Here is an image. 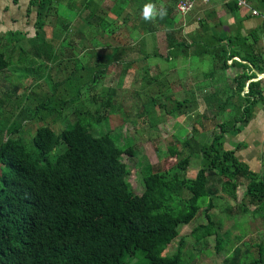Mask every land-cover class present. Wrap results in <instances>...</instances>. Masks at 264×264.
<instances>
[{
    "label": "trees",
    "instance_id": "16d2710c",
    "mask_svg": "<svg viewBox=\"0 0 264 264\" xmlns=\"http://www.w3.org/2000/svg\"><path fill=\"white\" fill-rule=\"evenodd\" d=\"M142 1L117 0L118 3L104 11L98 0H81L77 15L88 9L83 22L89 29L87 35V32L81 34L85 39L91 32L110 36L113 31L109 27L118 24V19L124 25L128 22L129 15L122 16V13L130 3L140 9L138 14L142 18ZM152 1L145 0V3ZM177 2L168 0L163 4L167 9L163 19H142L139 34L156 31L153 23H158L166 30V59H170L173 52L180 54L184 51V57L189 53V56L201 58L209 56L215 71L238 68L241 72L231 78L234 85L230 94L222 99L209 94L218 112L230 109L232 114L221 123L219 132L210 142L198 145L201 167L195 176L184 175L191 158L187 154L163 173L148 166L144 190L141 193L134 191L127 181L126 166L120 160L121 155L130 154L132 148L117 146L109 133H95L91 129L93 124H100L101 119L107 120L109 116L106 115H88L91 117L89 122L77 118L74 122L64 120L69 123L68 127L58 131L49 124H41L26 142L20 136L22 123L27 119H43L42 110L59 118L66 105L61 98L57 101L42 99L31 113L17 115L13 120L10 116H0V264H129L138 252L148 264H183L181 248L178 246L172 253H165L167 243L179 235L180 225L189 223L197 215L201 198H207L203 209L207 222L198 224L191 234L198 241L217 235L218 224L211 213L213 199L221 195L235 198L242 179L246 180V185L240 203L244 207L253 206L252 213L263 217L264 213L260 212H264V176L253 172L241 161L235 149L223 146L225 135L240 131L252 118L257 104H264V78L252 80L256 78L255 73L249 72V65L242 62H248L258 73H264L255 39L248 42V38L240 34H223L216 26L198 20L202 34H194L188 41L182 34L181 24H178L182 16L175 12ZM255 3L264 9V0ZM59 4V0H29V7L36 8V17L34 36L27 41L31 44L32 55L44 59L46 70V61L55 60L57 55L45 36L44 27L50 8L56 10ZM224 5L231 11L238 8L235 1ZM59 19L62 29L68 31L72 20L69 16H60ZM208 27L211 33L206 31ZM18 34L6 32L5 40L18 42L24 39L18 38ZM91 43L93 49H96L95 44H100L95 39ZM18 48L20 54L25 52L22 45ZM142 50L144 59L151 55ZM121 52L124 48L115 43L107 54H99L101 61H96L94 70H91V82L100 79L112 61L120 60ZM153 54L157 55L156 52ZM134 60L129 59L123 67ZM12 64L13 60L0 51V72ZM67 79L68 86L76 81L70 77ZM247 81V88L243 90ZM81 88L79 85V89L73 91L74 99L80 97ZM103 90L105 97L100 105L106 108L110 106L114 89ZM172 100L170 110L176 111L191 99ZM73 114L83 118L79 112ZM192 138L193 135L187 134L183 145L189 148ZM181 206L182 210L178 211ZM224 244L226 240L217 235L215 250L220 251ZM256 246L257 257L249 259L247 250L243 254L240 247L234 246L232 253L224 258V264H263L264 242H257Z\"/></svg>",
    "mask_w": 264,
    "mask_h": 264
},
{
    "label": "rangeland",
    "instance_id": "374dc122",
    "mask_svg": "<svg viewBox=\"0 0 264 264\" xmlns=\"http://www.w3.org/2000/svg\"><path fill=\"white\" fill-rule=\"evenodd\" d=\"M26 1L15 4L14 7L10 5L8 14L1 11L3 9L0 2V51L13 60L8 69L0 72V116H10L13 120L17 115L31 113L42 99L53 98L57 101L61 98L66 105L59 118L42 110L43 119H27L22 123L20 136L26 142L30 141L36 127L41 124H49L58 131L57 129L68 127L69 123H64V120L74 122L77 118L82 122H89L92 115H106L109 116L107 120L101 119L100 124H93L91 129L95 133H109L117 146L132 148V152L122 154L120 160L126 166L127 181L134 191L141 193L144 190V176L149 172L148 166H151L153 171L163 173L187 154H190L191 158L184 175L194 177L201 167L198 145L210 142L213 135L219 132L221 123L230 117L226 116L227 114H219L214 107L213 97H209L214 87L213 79L217 81L221 78L222 84V80H225L222 77L224 73L220 72L221 76H212L213 79H206L199 73L214 71L209 56L189 57V53L184 57L183 51L180 54L173 52L172 57L166 59V30L158 23H153L157 27L156 31L139 34L142 18L138 14L140 9L134 3H130L122 13V16L129 15L125 25L118 19V24L109 27L113 31L110 36L101 33L94 35V32H91L85 39L83 34L87 32V35L89 29L85 28L83 17L88 13V9L77 15L81 0H59L61 4L56 10L54 7L50 8L44 27L45 36L57 55L55 60L46 61V70L42 62L44 59L32 55L31 44L27 40H5V32L10 28H22L25 32L31 31L34 34L35 16L34 19L31 18L29 11L32 10L31 15H34L36 8L29 7V1L28 4ZM167 1L153 0L152 4L159 8ZM69 2L72 5H69ZM98 3L101 10L107 11L118 2L98 0ZM145 4L148 3L142 1V5ZM198 10L193 9L179 19L178 24L183 28L181 32L188 41L194 37L190 24L196 21L198 23L197 17L200 15H194V11ZM26 16L28 23L25 22ZM60 16H69L72 20L68 31H64L59 24ZM194 31L196 34L202 32L201 29ZM18 38L23 36L18 34ZM93 39L100 43L95 44L96 49H93L91 43ZM115 43H120L124 48L120 60L112 61L105 74L97 81L91 82V70H94L95 62L100 60L99 54L111 51ZM19 45L23 46L25 52L19 53ZM140 48L151 55L144 59V52ZM132 58L135 60L124 68L123 64ZM68 77L76 80L74 84L67 85ZM225 81L226 84L222 86L218 85V82L217 87L223 89L226 85L233 84L231 78ZM79 85H82L80 97L74 99L73 91L79 89ZM103 88L114 89L110 106L106 108L100 105L105 97ZM218 95L220 94L217 93ZM186 97L191 99L189 103L176 111L170 110L174 103L172 99L182 100ZM75 112H79L83 118H78L73 114ZM53 119L57 121L53 122ZM187 134L193 135L189 148L183 145ZM245 185L246 180L242 179L235 198L221 195L213 199L214 208L211 213L218 224L217 235L226 240L220 251L215 250L217 235L198 241L191 234L194 227L207 222L203 211L207 198H201L199 212L189 223L179 226V235L167 243L165 253H172L179 246L183 264H224V258L232 253L234 246L240 247L243 254L247 250L248 259L257 257V242H264V215L262 217L257 213L253 214V206L244 207L240 203ZM182 208L181 206L177 209L180 211ZM129 264L148 262L138 252Z\"/></svg>",
    "mask_w": 264,
    "mask_h": 264
},
{
    "label": "crops",
    "instance_id": "0c3cea01",
    "mask_svg": "<svg viewBox=\"0 0 264 264\" xmlns=\"http://www.w3.org/2000/svg\"><path fill=\"white\" fill-rule=\"evenodd\" d=\"M22 1L24 0H0L2 6L1 9H3L1 11H3V13L6 12L8 14L11 6L14 7L15 4L18 5ZM28 1L29 0L26 1L27 4ZM255 2L256 0L249 1V5L257 10L258 12L257 15L252 14L251 9L247 7L237 6L238 8L234 11L226 9L224 5L225 2L221 0H214L208 5H202L200 3H197L194 10L196 9L197 10L200 9V10L194 11L195 12L194 15L199 14L200 16L197 17L198 20H204L205 22H207L208 26L209 25L216 26L222 31L223 34L224 33L231 35L240 34L242 36L247 37L248 42H251L252 39H255L254 42L255 49L257 52L260 53L262 57V65H264V9L258 7V5L256 6ZM31 13L32 10L29 11V14L31 18L34 19V16L36 17V13L34 12V15H31ZM27 17L28 16H26L25 18L26 23H28ZM10 20L12 21V19ZM184 24L185 22H183V25ZM190 26L192 27L194 34H196V31L194 30L201 29L198 27L197 21L190 24ZM9 31L19 33V35L20 36L22 35L25 40H28L29 37L34 36V34H32L31 31L25 32V30H23L22 28H15V29L10 28L6 32ZM206 31L211 33V29L209 27L206 28ZM235 59L240 60L238 57H235ZM242 62L248 64L249 72H254L256 75L257 71L255 70V68L252 67L250 63L246 61H242ZM216 71H218V73H216L215 70L211 72H206L205 74L204 73L202 74V72L199 73L200 75H204L206 79H208V78H212V76L214 75L221 76V74H219L221 72L224 73L222 74V77H224L223 79L225 80H227V78L238 76L241 73L240 71L238 72V68H232L225 71L223 70L221 71L216 70ZM256 79H261V78L260 76H257L252 80H256ZM225 80H222V84H221L220 82L221 78L220 80L217 81L213 79L212 83L214 84V87L210 95H215L214 97L215 99H222L225 97V95L231 93L230 88L233 87L234 84L226 85L223 89L217 87L218 82H220L218 85L221 86L223 84L225 85L226 84ZM249 81L246 82L243 90L247 88V84ZM217 93L220 95L217 96ZM263 95H264V91H263ZM218 113L224 115L227 114L226 116H229L232 114V110L226 109L225 111ZM223 146L225 149H235V153L241 161L246 163L253 172H256L260 176H264V104L263 103L257 104L256 109L253 112L252 118L243 125L240 131L235 133H227L225 135L223 140Z\"/></svg>",
    "mask_w": 264,
    "mask_h": 264
},
{
    "label": "built area",
    "instance_id": "2783aa9c",
    "mask_svg": "<svg viewBox=\"0 0 264 264\" xmlns=\"http://www.w3.org/2000/svg\"><path fill=\"white\" fill-rule=\"evenodd\" d=\"M212 1L214 0H178V2L175 5V12L178 15L185 16L195 8L197 3H200L202 5H208ZM221 1L223 2L235 1L237 6L250 8L252 14L254 15L258 14L257 10L249 5L248 0H221Z\"/></svg>",
    "mask_w": 264,
    "mask_h": 264
},
{
    "label": "clouds",
    "instance_id": "9594fccd",
    "mask_svg": "<svg viewBox=\"0 0 264 264\" xmlns=\"http://www.w3.org/2000/svg\"><path fill=\"white\" fill-rule=\"evenodd\" d=\"M167 14V9L161 5L159 8L155 4H145L142 9V19L145 21H153L157 18L163 19Z\"/></svg>",
    "mask_w": 264,
    "mask_h": 264
},
{
    "label": "water",
    "instance_id": "95a60500",
    "mask_svg": "<svg viewBox=\"0 0 264 264\" xmlns=\"http://www.w3.org/2000/svg\"><path fill=\"white\" fill-rule=\"evenodd\" d=\"M257 76H260V78H263L264 77V73H258V72H256V77Z\"/></svg>",
    "mask_w": 264,
    "mask_h": 264
}]
</instances>
